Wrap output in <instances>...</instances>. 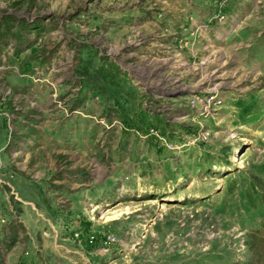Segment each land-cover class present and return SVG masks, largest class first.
Segmentation results:
<instances>
[{"label": "rangeland", "instance_id": "rangeland-1", "mask_svg": "<svg viewBox=\"0 0 264 264\" xmlns=\"http://www.w3.org/2000/svg\"><path fill=\"white\" fill-rule=\"evenodd\" d=\"M4 13L45 30L0 52V264H264V0Z\"/></svg>", "mask_w": 264, "mask_h": 264}, {"label": "trees", "instance_id": "trees-1", "mask_svg": "<svg viewBox=\"0 0 264 264\" xmlns=\"http://www.w3.org/2000/svg\"><path fill=\"white\" fill-rule=\"evenodd\" d=\"M44 30L41 21L35 19L29 21L16 14H0V52L11 42V39L14 40L16 50L22 51L31 46V38L28 36L30 32L34 31L37 35Z\"/></svg>", "mask_w": 264, "mask_h": 264}, {"label": "built area", "instance_id": "built-area-1", "mask_svg": "<svg viewBox=\"0 0 264 264\" xmlns=\"http://www.w3.org/2000/svg\"><path fill=\"white\" fill-rule=\"evenodd\" d=\"M134 39H136V41H137V39H139V38H134ZM216 94H213V93H211V94H208V97H205V98H203V99H201L200 98V96H198L197 94H194L193 96H192V98L190 99V104H191V106H195V105H198V103H199V99H201L202 101H203V103L206 105L205 107L204 106H202L203 108H202V110H201V112H208V109H209V105L211 104L210 102H211V100L214 98V97H216L215 96ZM217 102H220V100H219V98L216 100ZM215 102V101H214ZM209 103V104H208ZM155 133H157V135H158V132H157V130H155V129H152ZM208 133L209 132H207V131H201L200 132V136L203 138V139H208V137H209V135H208ZM197 138V137H196ZM167 145L169 146V147H173V144L171 143V142H167ZM0 220L1 221H4L5 220V218L4 217H0ZM96 239V237L94 236V235H90V241L91 242H93L94 240ZM115 239V237L112 235V234H107L106 236H104L103 237V243H109V242H111V241H113ZM21 264H28L27 263V261H22L21 262Z\"/></svg>", "mask_w": 264, "mask_h": 264}, {"label": "crops", "instance_id": "crops-1", "mask_svg": "<svg viewBox=\"0 0 264 264\" xmlns=\"http://www.w3.org/2000/svg\"><path fill=\"white\" fill-rule=\"evenodd\" d=\"M128 7L130 8V5H128ZM132 9H134L133 10V13H134V11H135V5H132V7H131ZM126 9L127 8H125L124 10L126 11ZM149 17H146V16H142L141 17V19H139V21H137L138 23V25H140V27H142V24H149ZM123 22V21H122ZM114 25V24H113ZM113 25H111V27L113 26ZM114 27V26H113ZM160 39H163V37L162 38H160ZM159 44V46L158 47H149L147 50L149 51V52H151V51H154V50H159L160 49V46L162 45V43H158Z\"/></svg>", "mask_w": 264, "mask_h": 264}]
</instances>
